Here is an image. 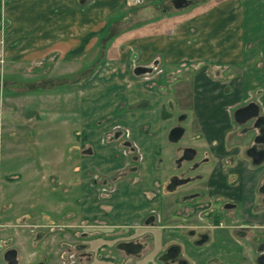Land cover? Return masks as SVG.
<instances>
[{
    "label": "crops",
    "instance_id": "1",
    "mask_svg": "<svg viewBox=\"0 0 264 264\" xmlns=\"http://www.w3.org/2000/svg\"><path fill=\"white\" fill-rule=\"evenodd\" d=\"M170 1L0 0V64L8 73L14 64H65V114L78 124L74 148L80 142L91 148L82 157L83 171L95 167L113 173L125 167L123 137L111 139L121 128L143 156L139 173L144 187H152L158 175L155 153L162 142L164 102L135 68L157 64L168 75L187 62L204 64L197 73L208 78L195 83L193 96L199 137L215 154L242 159L248 195L252 165L233 145L229 108L251 95L264 108V0H191L183 9ZM210 64L236 71L229 81H218L209 76ZM2 126L0 116V138ZM255 175L264 183V170ZM87 186L84 179L81 210L91 216L97 213L96 199ZM119 201L125 206L118 217L136 216L130 206L137 198L121 195Z\"/></svg>",
    "mask_w": 264,
    "mask_h": 264
},
{
    "label": "flooded vegetation",
    "instance_id": "2",
    "mask_svg": "<svg viewBox=\"0 0 264 264\" xmlns=\"http://www.w3.org/2000/svg\"><path fill=\"white\" fill-rule=\"evenodd\" d=\"M147 67L151 68L147 87L165 94L160 89L166 76L163 70L153 72L157 64ZM250 104V109L238 113ZM175 110L171 100L163 104V123L173 119L174 124L165 134V146L161 148V142L155 153L157 171L166 177L164 184L158 174L152 187L143 186L139 173L143 156L128 133L115 128L111 139L123 137L120 149L127 157L125 167L113 173L95 167L83 171L88 193L96 199V214H83L82 195L76 211L64 206L54 213V208L25 212L23 206L15 211L16 203L1 204L0 193V264H264V183L255 178L256 168L264 162V158L255 162L264 152L261 102L251 95L229 108L233 145L242 148L241 157L249 158L252 165L248 195L242 159L215 154L205 143L204 148L181 144L187 132L182 122L189 117ZM178 126L185 131L173 140L171 130ZM90 150L85 148L84 155ZM135 172L138 183L134 186L131 175ZM162 193L171 199L164 202ZM121 195L137 198L130 206L136 215L132 219L118 217L125 206L119 201ZM24 219L35 221L32 233L19 228L10 236L9 230L22 227ZM11 251L15 253L12 260L8 258Z\"/></svg>",
    "mask_w": 264,
    "mask_h": 264
},
{
    "label": "rangeland",
    "instance_id": "3",
    "mask_svg": "<svg viewBox=\"0 0 264 264\" xmlns=\"http://www.w3.org/2000/svg\"><path fill=\"white\" fill-rule=\"evenodd\" d=\"M106 52L107 49L104 55ZM202 65L204 64L187 62L175 67L176 70L168 75L165 72L166 76L160 87L166 92L162 94L165 105L171 100L176 105V112L184 111L188 114L189 119L182 122L187 132L181 144L196 148L205 147L199 137L201 131L193 111L195 83H203L208 78L197 73ZM71 67L74 68V65ZM207 67L211 79L220 81H226L236 71L234 66L210 64ZM5 68L4 64H0V79L5 75L7 78L4 92L0 91V116L3 124L0 138V193L1 198L4 197L1 204L6 202L10 206L14 203L15 206L16 203L18 208L13 210L25 207V212L30 209L48 211L54 208L52 210L56 213L64 206L76 211L80 206L78 200L82 195L85 179L81 163L83 150L89 144L80 142L74 148L78 138L73 129L78 124L75 123L76 118H66L65 114V64H14L9 66V73ZM159 69L163 68L158 67L153 72H158ZM173 124V119L164 123L161 148L165 146V134ZM262 170L264 162L256 168V171ZM131 176L135 177L132 183L135 186L138 183L136 172ZM158 179L164 184L166 177L159 174ZM160 197L164 202L171 199L170 195L163 193ZM59 203L62 205H58ZM18 219L21 220L20 216ZM34 222L27 220L22 227H14L8 234L11 236L19 228L32 233L31 229L35 227L31 224ZM75 222L79 223V219Z\"/></svg>",
    "mask_w": 264,
    "mask_h": 264
},
{
    "label": "water",
    "instance_id": "4",
    "mask_svg": "<svg viewBox=\"0 0 264 264\" xmlns=\"http://www.w3.org/2000/svg\"><path fill=\"white\" fill-rule=\"evenodd\" d=\"M85 1L86 0H79V4H84ZM191 2H192L191 0H171L170 1V3L177 9L186 8V7H188L191 4ZM150 71H151V68L147 67V66H137L135 68V73L138 74V75L139 74H143V73H147V72H150ZM250 108H251V104L249 106L245 107V108L240 109L238 111V113L244 112V111H246V110H248ZM255 115L256 114H250V115H248V117L255 116ZM184 131H185V129L182 126H178V127L173 128L171 130V136H172L173 140H177L178 138H180L183 135ZM118 135H119V133L116 134V136H118ZM263 158H264V152L259 154V155H257V157L255 158V162H259ZM13 252L14 251H11V253L8 254V258L11 259V260L13 259L14 255H15V253H13ZM12 263H14V262L12 261Z\"/></svg>",
    "mask_w": 264,
    "mask_h": 264
},
{
    "label": "built area",
    "instance_id": "5",
    "mask_svg": "<svg viewBox=\"0 0 264 264\" xmlns=\"http://www.w3.org/2000/svg\"><path fill=\"white\" fill-rule=\"evenodd\" d=\"M145 0H125L129 5H140L143 4Z\"/></svg>",
    "mask_w": 264,
    "mask_h": 264
}]
</instances>
